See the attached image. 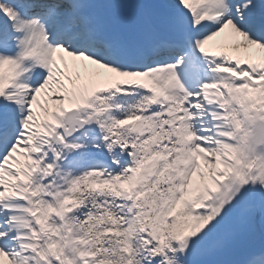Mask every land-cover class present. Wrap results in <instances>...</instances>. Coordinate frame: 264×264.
Segmentation results:
<instances>
[{
	"label": "snow or ice",
	"instance_id": "snow-or-ice-1",
	"mask_svg": "<svg viewBox=\"0 0 264 264\" xmlns=\"http://www.w3.org/2000/svg\"><path fill=\"white\" fill-rule=\"evenodd\" d=\"M0 264H264V0H0Z\"/></svg>",
	"mask_w": 264,
	"mask_h": 264
},
{
	"label": "bare ground",
	"instance_id": "bare-ground-1",
	"mask_svg": "<svg viewBox=\"0 0 264 264\" xmlns=\"http://www.w3.org/2000/svg\"><path fill=\"white\" fill-rule=\"evenodd\" d=\"M217 39H219V38H217ZM211 43H213V42H210V44H211Z\"/></svg>",
	"mask_w": 264,
	"mask_h": 264
}]
</instances>
